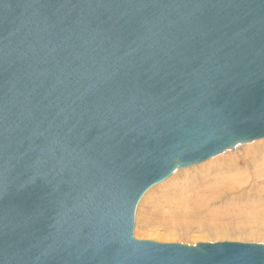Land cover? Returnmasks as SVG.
Wrapping results in <instances>:
<instances>
[{"label":"water","instance_id":"obj_1","mask_svg":"<svg viewBox=\"0 0 264 264\" xmlns=\"http://www.w3.org/2000/svg\"><path fill=\"white\" fill-rule=\"evenodd\" d=\"M264 139V0H0V264H264L138 240L145 193Z\"/></svg>","mask_w":264,"mask_h":264},{"label":"rangeland","instance_id":"obj_2","mask_svg":"<svg viewBox=\"0 0 264 264\" xmlns=\"http://www.w3.org/2000/svg\"><path fill=\"white\" fill-rule=\"evenodd\" d=\"M262 143H264V139L238 145L229 150L230 153L228 154L239 156L243 154L242 150L246 147ZM223 154L224 152L196 166L176 170L169 179L152 187L137 206L134 226L135 238L188 246L198 243L224 242L264 245V199L252 200L246 195L254 190L238 194V198L230 199L228 197L221 202L210 204V209H204L206 212H204L201 221L203 227L197 225L199 219L194 220L195 224L187 221V225H183V219L177 218L176 212L167 211L165 214L162 212L165 206L164 201L170 191L171 182L178 175H181L183 179L186 177L188 181H193L194 179L190 177L197 174L195 170H200L211 162L218 166L227 156L224 155L223 157ZM173 182L175 183V181ZM186 208L184 207V210ZM152 215H155L157 220H155L156 218L153 219Z\"/></svg>","mask_w":264,"mask_h":264},{"label":"bare ground","instance_id":"obj_3","mask_svg":"<svg viewBox=\"0 0 264 264\" xmlns=\"http://www.w3.org/2000/svg\"><path fill=\"white\" fill-rule=\"evenodd\" d=\"M242 151L243 154L239 156L228 154L229 150L225 151L223 157L227 156L218 166L211 162L200 170H195L197 174L190 177L193 181L178 175L173 180L175 183L171 182L163 214L167 211L176 212V217L183 219V225L187 221L195 224L194 220L199 219L197 225L203 227L201 221L206 212L204 209H210L209 205L212 203L221 202L228 197L238 198V194L253 190L246 194L249 199H264V143L246 147ZM184 207L187 208L184 210ZM152 218L155 219L156 216L152 215Z\"/></svg>","mask_w":264,"mask_h":264}]
</instances>
